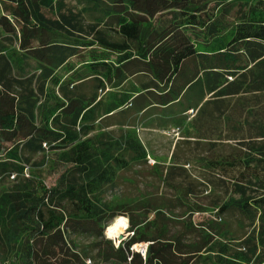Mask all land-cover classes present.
Returning <instances> with one entry per match:
<instances>
[{
  "label": "trees",
  "instance_id": "16d2710c",
  "mask_svg": "<svg viewBox=\"0 0 264 264\" xmlns=\"http://www.w3.org/2000/svg\"><path fill=\"white\" fill-rule=\"evenodd\" d=\"M0 11V264H85L91 253L264 264V0H0ZM220 122L225 154L203 136ZM138 126L195 131L210 152L195 162L224 177L228 196L207 205V185L172 153L152 169L174 196L106 199L121 172L147 163ZM234 210L249 229L238 248L204 256L217 223L193 215ZM119 215L127 235L114 244L104 230Z\"/></svg>",
  "mask_w": 264,
  "mask_h": 264
},
{
  "label": "rangeland",
  "instance_id": "374dc122",
  "mask_svg": "<svg viewBox=\"0 0 264 264\" xmlns=\"http://www.w3.org/2000/svg\"><path fill=\"white\" fill-rule=\"evenodd\" d=\"M1 12V11H0ZM190 111V110H189ZM189 118L188 122L191 120L192 113H188ZM202 118V117H201ZM190 120V121H189ZM200 120V119H198ZM195 122V123H199ZM191 123V122H190ZM217 129L206 128L208 131H203V136L210 137L213 140H216L217 143L215 149L219 153H227L231 150V143L222 141L224 126L222 123H217ZM189 127V126H188ZM187 126L185 128L177 130L171 129H159V128H144L143 126H138L136 129L137 135L144 146L147 148L148 156L154 160L153 164L146 163L144 166H133L130 169L120 173L116 184L109 188L106 191V199L119 198L121 200L130 202L136 199L139 196H149L152 197H168L171 198L173 195L170 188L165 187L161 181L156 177V172L152 169V166L155 163L166 165L169 163L172 153H175L176 158L180 159L182 162L189 160L190 163L183 164L187 172L191 177L204 182L207 185V191L201 192V196H204V202L209 205L214 201H222L228 196V192L225 190V187L219 181L223 176H218L217 172H207L199 163L195 162V159L198 157L197 154H202L204 156H209L210 152H206V146L202 145V149L198 148L194 140L196 138V132L192 129L189 135L186 132ZM205 128V127H203ZM114 134H117L118 128L116 126L111 127ZM200 132V131H198ZM189 136V137H188ZM200 147V146H199ZM35 157L34 159H36ZM28 172V170H27ZM214 173V174H212ZM233 172L230 173V175ZM56 174L53 172L44 173V183L46 186H51L54 184ZM226 180V177L225 179ZM17 185L21 188L20 181L17 182ZM9 202V197L7 194H4L0 198V208L4 211ZM179 209L175 210V214H179ZM126 218L127 226L117 237H109L104 234L105 237L112 241V243L117 244L119 240L123 239L127 235L128 229V219L125 215H121ZM193 219L198 222L200 220H215L217 224L214 225V228L218 231L214 239L213 244L207 249L204 253V256H212L220 253V249L227 247L229 252L238 248V242L242 236L249 230L247 227V222L243 219V216L239 214L238 211H227L221 214L219 217L213 215L212 213H204L202 215H193ZM112 221L107 223L110 224ZM106 225V227H107ZM105 227V229H106ZM81 246H84L88 243L87 240H79ZM139 251L143 246H146L145 243L139 244ZM92 258L85 259V264H104L99 262L94 258V253L90 254ZM214 259V258H213ZM194 264H213L212 259H203L202 261H197Z\"/></svg>",
  "mask_w": 264,
  "mask_h": 264
},
{
  "label": "bare ground",
  "instance_id": "6f19581e",
  "mask_svg": "<svg viewBox=\"0 0 264 264\" xmlns=\"http://www.w3.org/2000/svg\"><path fill=\"white\" fill-rule=\"evenodd\" d=\"M127 220L125 217L119 215L115 217L110 224L107 225L105 229V234L109 237H117L126 228ZM140 245H134L135 250H139Z\"/></svg>",
  "mask_w": 264,
  "mask_h": 264
},
{
  "label": "built area",
  "instance_id": "2783aa9c",
  "mask_svg": "<svg viewBox=\"0 0 264 264\" xmlns=\"http://www.w3.org/2000/svg\"><path fill=\"white\" fill-rule=\"evenodd\" d=\"M147 162L150 163V164H153L154 160H152L149 156H147ZM24 172H25L24 174L27 175V173H28L27 169H25ZM140 251H141V253H144L145 250H142V248H141Z\"/></svg>",
  "mask_w": 264,
  "mask_h": 264
},
{
  "label": "water",
  "instance_id": "95a60500",
  "mask_svg": "<svg viewBox=\"0 0 264 264\" xmlns=\"http://www.w3.org/2000/svg\"><path fill=\"white\" fill-rule=\"evenodd\" d=\"M145 247H146V246H143V247H142V250H145Z\"/></svg>",
  "mask_w": 264,
  "mask_h": 264
}]
</instances>
